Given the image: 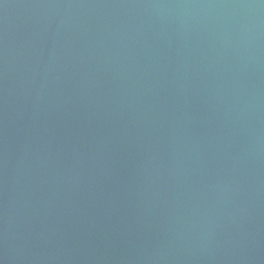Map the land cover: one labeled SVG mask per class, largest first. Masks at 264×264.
I'll list each match as a JSON object with an SVG mask.
<instances>
[{"label":"water","instance_id":"1","mask_svg":"<svg viewBox=\"0 0 264 264\" xmlns=\"http://www.w3.org/2000/svg\"><path fill=\"white\" fill-rule=\"evenodd\" d=\"M0 264H264V0H0Z\"/></svg>","mask_w":264,"mask_h":264}]
</instances>
